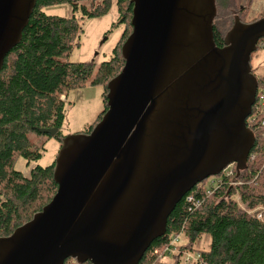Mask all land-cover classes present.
I'll return each mask as SVG.
<instances>
[{"label":"water","instance_id":"95a60500","mask_svg":"<svg viewBox=\"0 0 264 264\" xmlns=\"http://www.w3.org/2000/svg\"><path fill=\"white\" fill-rule=\"evenodd\" d=\"M130 2L132 30L121 49L123 68L107 86V110L90 133L62 139L54 166L56 192L30 221L0 238V264H63L68 258L138 264L196 184L233 162L237 170L245 168L254 143L245 119L257 90L250 60L264 37V17L247 24L236 19L218 48L212 39L214 0H209L210 14L202 13L204 0ZM34 4L0 0V68L19 42ZM181 19L189 29L196 24L206 28L207 49L196 62L200 73L197 69L194 79L184 82V92L178 93L180 83L163 93L172 82L168 71L180 44ZM193 37L187 53L201 48H194L198 33ZM201 87L213 100L205 109L196 107L201 100L194 97L197 89L203 95ZM172 98H183L181 112L175 113ZM161 100L168 106L171 129L150 142L151 120ZM195 112L200 117L193 123ZM39 131L53 136L58 129ZM144 166L143 181L133 187Z\"/></svg>","mask_w":264,"mask_h":264},{"label":"trees","instance_id":"16d2710c","mask_svg":"<svg viewBox=\"0 0 264 264\" xmlns=\"http://www.w3.org/2000/svg\"><path fill=\"white\" fill-rule=\"evenodd\" d=\"M88 1L91 6L96 2L35 0L19 42L6 55L0 68V238L10 236L30 221L56 192L55 161L46 166L36 164L41 159L42 148L33 144L28 134L51 137L39 129L57 128L53 137L62 141L59 128L64 118V101L61 96L65 99L68 91L82 87L93 70L92 64L68 60L81 31L74 13L80 10L85 17L103 15L109 10L112 0H98L92 8L83 4ZM239 1L244 0H214L212 39L218 48L224 46L225 36L237 18L244 24L248 23L239 13L250 3L245 6L238 4ZM57 4H69L73 14L60 17L42 11L44 7ZM232 5H238L237 12L231 10ZM116 6L119 13L117 24L128 22L131 27L130 0H116ZM226 10V13L234 15L227 31L214 22L219 11ZM263 17L264 13L260 18ZM130 33L123 31L111 58L98 66L91 80L92 85L105 88L104 109L86 134L92 131L107 110V86L123 68L121 49ZM256 79L255 100L247 119L254 143L245 168L237 170L233 165L229 167L231 174L228 176L221 172V182L217 188L212 187L209 194L205 191L206 180L196 184L168 216L165 234L151 243L138 264H168L161 261V255L175 235L183 236L185 242L177 246L178 254L171 264H185L181 261L185 252L199 255L196 264H264V99L260 103V96L264 95V77ZM18 158L24 159L26 166L34 164L28 176L15 168ZM190 195L194 199L192 202L187 201ZM203 234L210 237L209 249L195 250L194 244ZM63 264L91 263H78L68 258Z\"/></svg>","mask_w":264,"mask_h":264},{"label":"rangeland","instance_id":"374dc122","mask_svg":"<svg viewBox=\"0 0 264 264\" xmlns=\"http://www.w3.org/2000/svg\"><path fill=\"white\" fill-rule=\"evenodd\" d=\"M97 1L98 0H96V2L92 4V6H94ZM204 1L205 7H203L202 13L210 14L211 8L209 5V0ZM23 2H25L26 5L28 0H23ZM248 2L250 3V5L247 6L245 10L241 9V14L239 13L243 21L249 23L255 18L261 19L260 17H262L264 13V0H244L239 1L238 4L242 3L246 6ZM83 4L88 8H92L89 1L84 2ZM192 4H194L195 7V4H197V2L194 1ZM231 7L232 11H238V5H232ZM42 11L45 14L56 15L60 17H70L73 14L72 7L69 4L47 6L44 7ZM226 12L227 10L223 12L219 11L214 19V22L222 30L225 31L230 28L232 24L231 21H233L234 18V15L232 13ZM74 15L79 19L81 31L79 32L76 39L77 45H74L72 51L68 56V60L70 62H85L87 64H92L93 70L90 77L86 80V83L82 87H78L68 91V93L66 94V100L64 99V96H61V99L64 101V118L62 126L59 128L62 139L66 137L83 136L84 134H86L89 126L94 123L97 115L104 109L103 105L105 88L103 85H92L91 80L94 77L98 66L102 62L108 61L111 58L112 50L118 42L123 31L126 30L127 32H130L132 29L129 26L128 22H125V24H117L119 13L116 6V0L111 1L109 10L103 15L85 17L82 15L80 10L76 11ZM114 23L116 24L113 25ZM178 28V33L181 36H179L180 44L179 46L175 47L174 55L172 57L174 58V61L170 62L171 70L168 71L169 80L172 79V82H170V84H166L163 93H169V88H172L171 91H175L180 83L181 84L178 93H183L184 82L188 84L189 82H191L189 80L194 79V74L197 73V69L199 71L196 62L197 60L201 61V55L207 49L208 38L205 37V27H200L199 24H196L192 26L191 29H189L188 23L186 21L183 22V20L181 19L178 22ZM195 33H198V36H200V40L196 39V44L195 46L193 44V46L197 49V47L201 45V48L197 49L198 52H195L193 54L187 53L186 51L189 50V47L192 46L190 41L192 42L194 38L193 34ZM258 45V49L251 54L250 66L256 78L260 79L264 77V40L260 44H257V46ZM181 53L182 60L180 61L179 55ZM172 99L177 102H172L170 104L174 105V107L177 108L175 113L181 112V110L183 109V106H181L183 98ZM162 101L163 100L160 101L157 111L155 112L151 120L149 128L150 134L148 136V141L151 140L150 142H152L154 136L162 135L165 137L169 134V131L171 129L170 119L167 117L169 111L168 106L166 107L167 104ZM170 111L174 112V108L170 109ZM28 137L33 144L39 147L41 146L42 148L41 159L36 164L46 166L55 161L61 147V142L59 140L54 138L52 135L51 137H48L44 135H36L34 133H29ZM33 166V163H31L29 166H26L25 160L22 158H18L15 164V168L20 170L25 176L29 175V171ZM144 167H142L140 171L142 173L140 175V172H138L133 187L138 186L140 182L143 181L142 175L144 172L148 171L146 166ZM228 171L229 169L226 170V172ZM130 194L132 193L130 192ZM123 205L127 209L129 202L125 201ZM210 241V237L207 234H203L196 240L194 249L207 250L209 249ZM180 242H185V238L183 236L179 237L178 243ZM188 253L191 256H194L196 254V252ZM174 257L175 256H169L166 254L161 257V261L164 260L165 263L171 264L174 261Z\"/></svg>","mask_w":264,"mask_h":264},{"label":"built area","instance_id":"2783aa9c","mask_svg":"<svg viewBox=\"0 0 264 264\" xmlns=\"http://www.w3.org/2000/svg\"><path fill=\"white\" fill-rule=\"evenodd\" d=\"M263 99H264V95L260 96V103H262ZM229 167H231V165ZM229 167H226L225 169H223L221 171V172L224 173V176H228V175L231 174V169H229ZM227 169H229L228 172H226ZM221 178L222 177H220V174H219V175L212 176V177H209V178L205 179L206 180V182H205V184H206L205 191H206L207 194L211 193V188L212 187L217 188V184H219L218 182H221V180H222ZM211 179H214V180H211ZM200 183H198V184H200ZM193 200L194 199H193V197L191 195L187 197V201L192 202ZM196 204H197V202H196ZM260 216H261V213L258 215V217H260ZM180 236L179 235H175V236L171 237L170 243L164 249L163 254L161 255V257H163L166 254L169 255V256H175V255L178 254L177 246L179 244H181V242L178 243ZM198 257H199V255L197 253L194 256H191L188 252H185V253H183L181 255V261H182V263H185V264H196L197 260H198ZM163 262H164V260H163Z\"/></svg>","mask_w":264,"mask_h":264},{"label":"flooded vegetation","instance_id":"af4514ba","mask_svg":"<svg viewBox=\"0 0 264 264\" xmlns=\"http://www.w3.org/2000/svg\"><path fill=\"white\" fill-rule=\"evenodd\" d=\"M207 57H209V55H208ZM207 60H208V65H210V63H211V65L213 64V62H212L210 59H207ZM251 72H252V74H253L252 68H251ZM198 73H200V70L198 71ZM200 89L204 91V89H203L202 87H201ZM196 91H197V93H194V97H196V98H200V100H201V101H199V102L196 104V107H198V108H200V109H205L207 106H209V105L211 104V102H212L213 100L210 99V97L207 96V94H206L205 91H204L203 95L200 94V92H199L198 89H197ZM201 98H203V99H201ZM197 117H200V115H198V114L195 112L194 115H193L192 118H191V122L194 123V122L196 121ZM193 123H192V124H193ZM245 123H246V127H247V118L245 119ZM247 128H248V127H247ZM230 165H231V166H233V165L236 166V163L233 162V163L229 164L228 166H230ZM228 166H227V167H228ZM224 169H225V168H224Z\"/></svg>","mask_w":264,"mask_h":264},{"label":"crops","instance_id":"0c3cea01","mask_svg":"<svg viewBox=\"0 0 264 264\" xmlns=\"http://www.w3.org/2000/svg\"><path fill=\"white\" fill-rule=\"evenodd\" d=\"M65 100H66V98H65Z\"/></svg>","mask_w":264,"mask_h":264}]
</instances>
